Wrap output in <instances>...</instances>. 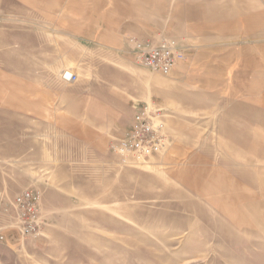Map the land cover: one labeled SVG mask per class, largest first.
Listing matches in <instances>:
<instances>
[{"label": "crops", "instance_id": "obj_1", "mask_svg": "<svg viewBox=\"0 0 264 264\" xmlns=\"http://www.w3.org/2000/svg\"><path fill=\"white\" fill-rule=\"evenodd\" d=\"M105 1L111 2L108 9ZM32 6L36 13H29ZM240 7L249 71L264 70L255 67L261 55L264 64V0H83V36L61 22L74 20L75 13L46 12L39 0H0V234L6 237L17 226L12 203L24 189L41 193L44 223L88 203L106 200L115 208L119 168L128 174L133 168L121 164L112 145L132 125L138 105L157 101L166 112L169 149L179 144L182 123L166 107L174 85L161 88L153 75L145 79L133 57L118 49L120 35L166 34L179 39L189 57L229 59L238 54L227 48L225 34L238 28L226 13L220 20V11ZM33 21L36 29L28 26ZM184 62L172 81L189 74ZM217 65L208 62L206 71ZM67 68H75L76 82L62 80ZM234 126L230 146L236 152L244 147V125L235 120ZM173 152L181 154L176 146Z\"/></svg>", "mask_w": 264, "mask_h": 264}, {"label": "rangeland", "instance_id": "obj_2", "mask_svg": "<svg viewBox=\"0 0 264 264\" xmlns=\"http://www.w3.org/2000/svg\"><path fill=\"white\" fill-rule=\"evenodd\" d=\"M105 3L108 9L111 2ZM39 7L75 13L74 20L61 22L73 24L83 36V0H39ZM34 9L29 7V13H36ZM225 13L238 28L225 34L227 48L237 51V57L187 56L183 61L190 72L175 81L173 74L135 65L145 79L153 75L161 88L174 85L166 107L182 123L179 144L129 165L132 174L119 168L115 208L106 200L95 209L96 203L80 204L50 218L36 238L13 226L8 240L0 242V264H264V70L249 71L246 37L240 35L243 8L221 10L220 20ZM35 24L28 26L36 29ZM98 33L94 26L93 37ZM129 34L120 35L123 56H132L126 44ZM115 52L110 50L112 57ZM260 58L255 67H264ZM211 61L218 67L206 71ZM235 120H242L245 141L236 152L235 137L230 136ZM175 146L181 154L173 152Z\"/></svg>", "mask_w": 264, "mask_h": 264}, {"label": "built area", "instance_id": "obj_3", "mask_svg": "<svg viewBox=\"0 0 264 264\" xmlns=\"http://www.w3.org/2000/svg\"><path fill=\"white\" fill-rule=\"evenodd\" d=\"M127 49L133 56L135 65L169 76L187 58L181 43L172 37L141 38L127 36ZM79 75L63 69L61 78L66 83H74ZM135 117L128 131L112 145L121 164L136 165L151 160L155 155L169 150L171 138L166 121V112L157 101L138 105ZM17 219L19 234L36 238L42 233L41 193L32 189L21 190L12 203ZM8 237L0 234V242Z\"/></svg>", "mask_w": 264, "mask_h": 264}]
</instances>
